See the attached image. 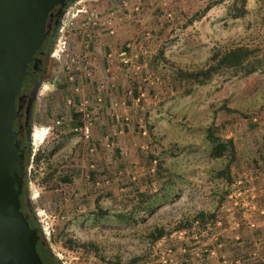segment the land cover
Segmentation results:
<instances>
[{
  "label": "rangeland",
  "instance_id": "obj_1",
  "mask_svg": "<svg viewBox=\"0 0 264 264\" xmlns=\"http://www.w3.org/2000/svg\"><path fill=\"white\" fill-rule=\"evenodd\" d=\"M100 1L103 0H76L65 17L67 21L76 7L85 5V12L77 15L74 29L67 38L72 52L80 56L81 51L87 48L91 60L88 75L87 71L75 73L80 88L78 95L74 96L73 106L66 103V99L72 96L71 85L66 80L61 61L53 57L47 64L44 82L33 101L31 132L43 134L44 138L37 144L29 142L23 163L28 178L29 205L40 235L41 225L49 227V234L42 236L46 247L60 264H115L109 263L114 259L119 264H128L130 257L144 253H147L145 258H140L136 264H160L156 262V256L151 255L153 244L159 240L162 246L173 251L169 264H192L198 257L197 253L189 250L196 245L192 243L196 234L199 237L202 231L197 232L191 226L187 229L186 239L181 241H173L168 236L150 241V232L154 227L171 229L180 219L190 218L196 211L203 210L214 213L216 228L212 231L217 237L216 242L223 243L225 239L227 241L224 240L226 244L223 245L230 247L232 256L219 257V264H230L229 261L238 256L249 260L250 252L255 248H262L256 252L264 251V234L262 239L258 235L264 228L261 227L264 220L258 221L256 229H253V223L245 222L248 216L250 219L255 216L264 218V201L258 200L264 196L256 198L257 195H254L258 191V179L264 177V171L259 166L264 155V69L250 74L223 70L214 74L207 83L195 85L190 92L184 93L183 82L170 79L168 85L161 72H152L147 57L159 43L150 31L156 15L155 6L164 13L159 20L169 22L174 28L166 40L164 36L160 39L164 55L169 60L187 68L204 67L213 61L212 51L217 52L224 45L234 44L257 46V54L262 56L264 0H245L246 12L239 18L227 15L228 0L215 4H211L215 0H136L140 4L134 10L136 26L133 32L124 33V38L113 39L114 43H110L109 47L98 45L91 33L92 18L88 7ZM147 3L149 8H146ZM185 19L190 21L181 27ZM83 29L90 32L91 37L86 39L82 36ZM111 49H123L127 56L136 50L145 52L137 58L133 57L130 63L122 64L121 56L107 59L106 54ZM141 61H145V67L134 69ZM145 75L147 79L143 81ZM128 89L132 90L130 95L126 92ZM140 93L142 95L139 96ZM96 95L101 98L99 106L94 101ZM80 97L90 101L85 110L91 117L89 146L93 147L92 151L71 131L73 123L70 118ZM222 102L234 108L227 114L229 119L226 123L220 122V115L213 113L214 108L220 109L218 107ZM112 110L117 112V119L110 115ZM58 117H61V122L55 127L54 119ZM144 117L152 125L155 138L163 145L161 152L157 146L149 144ZM74 118L81 120L78 114ZM211 122L214 133L233 139L235 154L230 166V173L234 175L233 184L215 176L223 161L215 155L213 144L204 138V129ZM143 129L144 134L141 133ZM106 135L112 140V146L104 145L103 137ZM38 147L45 151L54 148L60 158L70 155L80 172L71 181L61 180L55 190L38 186L36 180L44 165L38 163L36 166L30 160ZM27 149L30 154L25 160ZM159 159L163 168L160 175L156 173ZM237 180L242 184H237ZM248 186L253 188L251 193L229 196L232 191ZM226 187L231 190L218 203V193ZM99 191L105 193L99 198V205L122 216L94 215L93 199ZM144 191L149 197L139 202ZM243 194L245 196L241 198ZM239 220H245V224L241 225L245 227L242 232L236 226ZM221 227L229 231V236L221 237ZM178 229L181 228L174 230ZM248 231L254 233L252 237L260 245L256 244L252 250L246 251L245 256L237 255L238 247H243L242 242L252 243V240H246ZM64 235L79 241L95 240L98 254L106 259L101 260L89 249L67 248L63 242ZM179 256L183 258L181 261ZM257 264H264V261Z\"/></svg>",
  "mask_w": 264,
  "mask_h": 264
},
{
  "label": "trees",
  "instance_id": "obj_2",
  "mask_svg": "<svg viewBox=\"0 0 264 264\" xmlns=\"http://www.w3.org/2000/svg\"><path fill=\"white\" fill-rule=\"evenodd\" d=\"M222 0L212 1L211 4H215L221 2ZM245 0H228L226 5V13L231 18H239L242 17L245 12L244 6ZM149 4L146 8H149ZM208 6V5H207ZM206 6V7H207ZM154 11H156L155 19L152 23V28L150 29L152 34L156 35L159 43L155 47V49L148 54V67L153 72H161V77L166 81L168 85H170L169 80L172 81L177 80L184 83L183 92H190L195 85H201L207 83L211 77L223 70L232 69V73L242 72L243 74H250L256 70L264 69V55L259 56L257 54L258 47L257 46H248L245 44H234V45H224L223 48L217 52L212 51L211 57L212 62L204 67L199 68H187L183 65L178 64L173 60H169L164 55L163 44L161 45L160 39L164 36V40H166V36L169 32L174 30L173 26L170 25L169 22L163 23L164 21H160V17L163 16V12L161 9L154 7ZM179 19V18H178ZM184 23L181 24V27H184L190 19H185ZM168 28V29H167ZM168 30V31H167ZM226 103V101H224ZM222 102L218 108H214V114L216 116L220 115V122L226 123L228 122V115L230 112L234 111V108L224 104ZM77 114L74 113L71 115V122L73 124L79 123L74 117ZM74 116V117H73ZM74 121V122H73ZM214 124V122H213ZM144 125L148 133V140L151 146H157L159 151L163 150L162 143L155 138L154 132L152 130V125L147 121L146 117H144ZM204 138L213 144V150L215 155L222 159L223 164L222 167L215 171V176L224 178L227 184H233L234 175L230 173V166L234 160L235 154V146L232 137L223 138L213 131L212 122L207 125L204 129ZM29 148V144H28ZM54 148L45 151L43 148L38 147L36 151L33 153L32 161L37 166L38 163H42L44 165V169L41 175L37 178L36 184L38 186L47 188L49 190H55L59 187L60 181L69 180L71 181L77 173L80 172V168L75 164L74 161L71 160L70 155H67L64 158L58 157V153L55 154ZM26 152V150H25ZM30 154V150L27 149V156H25V160H28V156ZM119 164H122L120 161ZM122 166V165H120ZM119 166V167H120ZM163 170L161 166L160 159L156 163V173L160 175L159 172ZM28 178L25 174V166H24V178L22 184V190L19 194V198L21 202L24 197L27 196L26 183ZM145 189V188H144ZM143 189V190H144ZM230 188L226 187L222 189L218 193V203L222 202L225 197L230 192ZM143 194V198L139 199V202H142L145 198L149 197L145 191L141 192ZM104 192H96L93 199L94 204V215L103 216L107 214H117L109 211L106 208H103L99 205V198L104 195ZM142 197V196H141ZM31 211V215L34 216L31 205H26ZM119 217L122 216L117 214ZM242 221L239 220V223ZM29 224V223H28ZM30 225V224H29ZM242 225V224H241ZM191 226L194 227V230L197 232L205 231L210 233L213 229L216 228L214 213L206 212L203 210L196 211L190 218L180 219L176 225H174L171 229H163L161 227H154L150 232V241H154L160 237L168 236L172 230L177 228H186L189 229ZM32 227V226H31ZM186 239V238H184ZM64 245L67 248L75 249V248H83L92 250L93 253L97 255L101 260H105L102 255L98 254L99 247L95 240H85L79 241L77 239L72 238L71 236L64 235L63 236ZM37 252L39 253L44 264H60L56 257L49 251L46 247L45 243H38L36 247ZM147 253L142 255L132 256L127 260L128 264H136V262L140 258H145ZM109 263L119 264L118 260H109Z\"/></svg>",
  "mask_w": 264,
  "mask_h": 264
},
{
  "label": "water",
  "instance_id": "obj_3",
  "mask_svg": "<svg viewBox=\"0 0 264 264\" xmlns=\"http://www.w3.org/2000/svg\"><path fill=\"white\" fill-rule=\"evenodd\" d=\"M65 0H0V264H44L36 250L42 235L20 210L24 152L12 129L19 92L29 63ZM37 85L31 89V98ZM27 114V107L24 110Z\"/></svg>",
  "mask_w": 264,
  "mask_h": 264
},
{
  "label": "built area",
  "instance_id": "obj_4",
  "mask_svg": "<svg viewBox=\"0 0 264 264\" xmlns=\"http://www.w3.org/2000/svg\"><path fill=\"white\" fill-rule=\"evenodd\" d=\"M81 0H78V2H80ZM126 1H124L123 3H125ZM89 5H86V8ZM89 11H90V15L92 18L91 22H90V26L92 28L91 33L93 32L95 35L100 34L99 28H98V20L101 19L99 12L96 11V8L94 6H89L88 7ZM138 6H134V10H137ZM82 12H85V5L84 4H80L78 7H76L74 9V11L72 13H70L69 19L67 21H64L63 23H61V25H59L58 29H57V38L55 40V44L53 47V53H52V57L57 60V61H61V65L63 70L65 71V77L66 80L70 83L71 85V90H72V96H70L69 98L66 99V103L67 105H71L73 106L74 104V96L78 95V91L80 88V82L77 80V76L75 75V73H83L87 71V75H88V68L91 66V60L88 58V52H87V48L85 50V48L81 51V55H76L74 52H72L69 48V42H68V36L69 34L72 32V30L74 29L73 27V22L75 21V18L77 17V15L81 14ZM168 17H171V15L169 13H167ZM112 17H113V13L109 12L105 17H104V21L105 24L108 26V30L107 33L109 34H113L114 32V27L112 25ZM82 36L86 37H91L90 32L86 31L83 29L82 31ZM85 47H87V44H85ZM145 52V50L143 51H139L134 52L131 56H127L125 53V50L121 49L119 51H116V49H111L109 52H107L106 57L108 60H112L114 55L117 56H121L120 58V62L122 64H127L128 62L130 63V60L135 57L137 58L138 55H140L141 53L143 54ZM146 63L145 61H141L140 63H137V65L134 66V69H141L143 67H145ZM108 68H106L107 70ZM147 79V76L145 75L142 80L145 81ZM138 85V84H137ZM138 88H141L140 86H138ZM127 94L130 95L132 93L131 89H128ZM138 95V94H137ZM142 95V93L139 94V96ZM137 96H136V100H137ZM94 101L95 104H97L98 106L100 105V101L101 98L100 96L96 95L94 97ZM90 101L87 98H82L80 97L79 100L77 101V105L74 109V112L78 115H80L81 120L79 121V123H75L72 125L71 127V131L72 133H74V135H76V137L78 139H80L83 142H86L87 145H90V140H91V117L89 115V113H87L86 109V105L89 103ZM121 103H123V101H121ZM95 105V110H96V106ZM110 115L117 119L118 118V114L115 111H111ZM61 122V117H58L56 119H54V124L53 126H58ZM142 134L145 133V130L143 129L141 131ZM44 138V135L42 134H37L34 133V131L31 132V143L37 144V142H41ZM103 142L105 143V146H112V140H110L109 136L106 135L103 137ZM89 151L93 150L92 146L88 147ZM32 158H30L31 160ZM237 184H242V182L240 180L236 181ZM249 190V192L251 193V191L253 190V188H249L248 187H242L241 189H237L232 191L231 195L232 197H238L240 196L241 192H247ZM244 204V203H243ZM246 204V203H245ZM245 206V205H244ZM41 234L43 237H46V235L49 234V227L47 226H42L41 225ZM187 236V229L185 228H181L178 230H173L169 235L168 238L171 240H175V241H181L183 240L185 237ZM214 241L215 244L217 246H220L221 243L220 242H216L217 239L214 237ZM160 241H156L153 244V249L151 252L152 256H156L157 263L160 264H169L171 262V252H173L171 250L170 247H165L159 246ZM183 249V248H182ZM230 264H249V262H247L246 260L240 259V257H236L231 259Z\"/></svg>",
  "mask_w": 264,
  "mask_h": 264
},
{
  "label": "crops",
  "instance_id": "obj_5",
  "mask_svg": "<svg viewBox=\"0 0 264 264\" xmlns=\"http://www.w3.org/2000/svg\"><path fill=\"white\" fill-rule=\"evenodd\" d=\"M124 1H126V2L123 3ZM138 4H140V3L137 2L136 0L135 1H133V0H111V2H110V0H103V1H100L99 3H97V4L92 3L91 5L96 8V11L100 13V17L103 18L98 23V25L100 27L99 28L100 34L95 35L93 33L94 34L93 36L96 37V41L98 42L97 44L100 45V46H102L104 44V46L109 47L110 43L111 44L114 43L113 39H115V38H124V36H125V34L127 32H130V33L133 32V28H135V26H136V24H135V20H136L135 17L136 16H134L135 15L134 6H139ZM139 8H141V6ZM109 12L113 13V17H112V25L114 27L113 34L107 33V30H108L107 27L108 26L105 24V21H104V17ZM101 26H103V27H101ZM104 29L106 31H102ZM121 36H123V37H121ZM107 42H109V43H107ZM122 48H124V47L122 46ZM106 62H107V60H106ZM106 62H105V64H107ZM110 66L112 68V65H110ZM120 82H123V80L120 79ZM262 160L263 161L260 160L262 165H259V166H260V169L261 170L263 169V171H264V155L262 156ZM257 188H258V191L256 190L255 193H254V195H257L256 198H260L261 196H264V177L263 176H261L258 179V185H257L256 189ZM244 196L245 195L243 194L241 198H244ZM258 200L259 201H264V197H263L262 200L261 199H258ZM247 218L248 219L246 221L243 220L241 223H238L236 225L240 232L244 231V229H245V227H241V224L242 225L245 224L244 221L246 223H253V225H255L253 229H256V226L258 225V221L259 220H264V218H261V216H257V217L255 216L253 219H250V216H248ZM218 223H219V221H218ZM259 224H260V222H259ZM261 227H264V226H261ZM220 231L222 233L221 237L229 236L228 235L229 231H226L225 228L223 229L221 227ZM202 232H203V234L199 235V237L195 233L196 234V240L192 241V243L194 242V244L196 243V245L192 246L191 242H190V245L192 247H190L191 250H189V252L192 251V253H197L196 256L198 257V260L193 261V263L198 262L196 264H219V262L217 260L219 257L231 254V252H229V248L230 247L227 248L225 245H223V244H226L225 241H227V240H225V239H224L225 241L222 240L223 243L220 242L221 245L217 246L215 244V241H214L215 240L214 239V237H215L214 233L215 232L211 231L209 234H208V232H205V231H202ZM247 234L248 235L246 236V240H252V243L248 244V243L242 242L243 247H241V248L238 247L237 255L245 256L246 255V251L248 252L249 250H252L255 247L256 244L260 245V242H258V243L255 242L254 238L252 237V235L254 233H251V232L248 231ZM263 234H264V228L261 230V233L258 234V235L261 236V237H259L260 239L263 238L262 237ZM216 239H217V237H216ZM238 243H240V242H238ZM238 246H241V244L240 245L238 244ZM261 246H263V245H261ZM255 249L256 250H260L262 248H260V249L259 248H255ZM256 250H252L250 252V254H252L251 255L252 257L250 256L249 260L246 259V257H245L247 262H249V263L253 262V264H257L258 262L264 261V251L262 250V251L256 252ZM198 253H200V255L203 256L202 259H200V255ZM231 256H232V254H231ZM179 257H180L179 261H181L183 258L181 256H179ZM192 260H193V258H192ZM201 261H203V262H201ZM221 262H223V260Z\"/></svg>",
  "mask_w": 264,
  "mask_h": 264
},
{
  "label": "flooded vegetation",
  "instance_id": "obj_6",
  "mask_svg": "<svg viewBox=\"0 0 264 264\" xmlns=\"http://www.w3.org/2000/svg\"><path fill=\"white\" fill-rule=\"evenodd\" d=\"M74 1L76 0H65V4L60 8L57 17H54L53 15L48 17L46 22L48 24V31L46 32V35L40 46L33 53V56L39 59L36 64L37 68L32 69V63L28 64L27 72L24 74L19 92L15 96V104L19 108V114L13 119L12 129L17 131L16 138L19 139L20 147L23 149V152L31 141V117L33 101L47 74V64L52 58L53 47L57 36V29L59 25L65 21L68 9ZM34 84H36L37 87L34 97L31 98V89L33 88ZM26 107L27 114L25 115L24 110ZM28 202V196H25L20 204V210L26 215V219L30 226H35L39 233L38 223L36 222L35 217L31 215L29 208L26 206Z\"/></svg>",
  "mask_w": 264,
  "mask_h": 264
},
{
  "label": "bare ground",
  "instance_id": "obj_7",
  "mask_svg": "<svg viewBox=\"0 0 264 264\" xmlns=\"http://www.w3.org/2000/svg\"><path fill=\"white\" fill-rule=\"evenodd\" d=\"M38 133V132H37Z\"/></svg>",
  "mask_w": 264,
  "mask_h": 264
}]
</instances>
